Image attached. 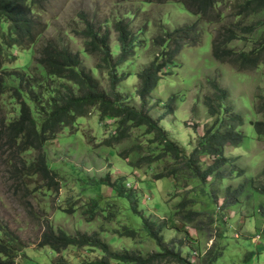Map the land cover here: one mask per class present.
I'll use <instances>...</instances> for the list:
<instances>
[{"label": "rangeland", "instance_id": "rangeland-1", "mask_svg": "<svg viewBox=\"0 0 264 264\" xmlns=\"http://www.w3.org/2000/svg\"><path fill=\"white\" fill-rule=\"evenodd\" d=\"M237 0H224L219 10L220 23H209L196 17L174 0L146 3L144 0H47L42 10H34L38 21L33 44L2 47L0 45V244L7 256V264H95L102 253L90 247L69 246L59 253L48 246L41 247L43 235L51 229L63 231L69 237L97 236L113 253L140 254L143 258L173 249L191 264H264V137L257 136L253 123L261 121V113L253 112L256 97L264 95V64L255 70L239 71L234 66L218 63L211 56L213 36L219 27L244 25L243 19L232 15ZM263 19V18H261ZM124 20L137 38L134 55L118 68L125 80L116 86L123 104L147 113L153 120L162 115L159 126L189 156L198 145L204 131L212 125L203 105L211 97L208 80L216 81L227 91V110L221 117L230 120L238 116L243 135L238 147L223 148L227 163L218 174L204 182L186 176L156 181L157 175L169 166L170 158L151 165L134 166L150 154L143 129H133L131 137L111 148L102 143L115 130L111 119L100 120L95 110L78 117L67 128L60 129L53 140L43 147L47 168L54 181L37 174L33 166V149L19 152L10 150L3 142L2 125L18 120L20 107L25 102L35 117L47 111L48 101L55 93L77 89L63 79L48 77L36 63L38 51L50 41L77 54L80 69L88 72L101 91L108 90L105 70L96 69L98 58L85 53V39L81 35L85 23H91L103 33L109 32V49L113 60L119 55L113 23ZM195 27L182 33L167 48L180 44L179 52L163 74L158 86L142 104L135 94L139 85L137 73L146 68L161 52L153 44L163 32ZM7 33V25L0 22V35ZM193 33V32H192ZM187 35V36H186ZM233 41L228 49L249 52L250 38ZM256 39V38H254ZM38 53V54H37ZM51 93V94H50ZM171 112L169 111V99ZM173 101V102H172ZM158 151L154 152L156 154ZM122 155L123 157H121ZM213 157L201 156L196 167L205 171ZM33 166L31 170L28 167ZM109 176L110 183L122 186L135 199L136 213L126 199L117 196L113 187L98 185ZM242 187L235 196L234 191ZM192 199L186 213H199L197 220L185 223L177 206ZM92 201L97 208L90 212ZM229 205V206H226ZM141 217L162 223L160 248L142 230ZM183 219V220H182ZM134 230L128 238L120 233ZM211 254L208 255V252ZM252 254V258L248 255ZM213 256L217 261H210ZM248 257V258H247ZM111 264H120L112 261ZM173 264V263H172Z\"/></svg>", "mask_w": 264, "mask_h": 264}, {"label": "trees", "instance_id": "trees-1", "mask_svg": "<svg viewBox=\"0 0 264 264\" xmlns=\"http://www.w3.org/2000/svg\"><path fill=\"white\" fill-rule=\"evenodd\" d=\"M146 3L161 4L167 0H144ZM184 6L190 14L206 20L209 23H220L223 13H220V6L224 0H174ZM47 0H0V22L7 25V33L0 35V45L2 47L23 46L34 43L35 36H38V21L32 17L34 10L45 6ZM232 15L243 19L244 25L237 24L231 28L219 27L215 32L211 44V56L218 63H225L234 66L239 71L255 70L264 64V0H237L233 5ZM263 18V19H261ZM113 30L116 33L119 55L115 60L111 57L109 49V32L107 29L101 33L98 29L86 22L81 35L85 39V53L98 58L96 69L105 70L108 76V90H100L97 81L84 70L80 69L79 56L72 54L64 47L54 46L50 41L38 51L36 63L41 66L48 77L66 80L71 83L78 91L76 95L71 89H66L62 94L55 93L48 101L47 111L45 113L31 112L30 107L23 102L20 107V116L18 120L2 125L1 135L3 142L7 144L15 153L24 150L33 149L36 153V163L33 165L38 171L37 174L50 179L54 184L51 171L47 168L43 147L47 141L54 139L60 129L67 128L74 123L78 117H84L95 110L100 120L111 119L115 122V130L111 136L102 143L108 148L127 141L131 137L133 129H143L144 135L149 136L147 140L150 147V154L142 156L136 165H151L159 161H166L170 158L172 162L163 172L154 175L156 181L165 178H173L176 182L178 178L186 176L189 179H196L204 182L208 177L218 174L221 167L227 163L224 158L223 148L238 147L242 142L243 135L238 131L242 126V120L238 116H231L230 120L221 117L227 110L225 100L228 97L227 91L222 89L216 81L208 80L207 85L212 91L211 97H205L203 105L210 118L215 121L208 127L200 137L198 145L187 157L180 148L170 139L167 133L159 126L165 115L153 120L147 113L134 110L123 104V99L116 91V86L125 80L118 73V68L125 64L133 55L138 47L137 38L132 34L129 25L124 20H118L113 23ZM195 27L191 26L185 29H179L172 33L163 32V36L154 39L153 44L161 48V52L142 71L137 73L139 85L135 94L139 97L142 104L146 98L155 90L163 74L173 66L174 58L179 52L180 44L175 48H167L168 43L173 44L177 36L182 33H191L189 40L194 39ZM193 32V33H192ZM187 36V35H186ZM250 38L252 47L249 52H236L228 49L233 41ZM256 38V39H254ZM1 56V55H0ZM0 93L3 94V88L0 86ZM51 94V93H50ZM257 103L254 105L253 112L263 116L261 121L253 123L254 130L259 137H264V95L256 97ZM171 100L169 99V111L171 112ZM173 102V101H172ZM158 151L156 154L154 152ZM123 157L122 155H120ZM201 156L213 157V163L205 171H199L196 167ZM30 166L27 170L34 168ZM264 178V169L261 172ZM123 179H119V185L110 183L109 176L98 181V185H107L114 188L117 196L126 199L130 204L131 210L136 213L135 199L131 194H126L122 186ZM243 186L234 191L238 195ZM264 195L263 191H260ZM193 202L187 199L179 204L177 211L185 213L183 219L185 223H192L197 220L199 213L189 211L186 213L187 206ZM226 206H229L226 204ZM90 212L97 208V202L92 201ZM137 214V213H136ZM142 230L161 247V232L166 229L167 221L157 223L141 217ZM182 219V220H183ZM121 236L134 238L136 232L127 230L120 233ZM41 247L48 246L53 252L59 253L69 246L76 248L90 247L98 249L102 253V260L95 264H111L117 261L120 264H191L175 253L173 249H162L161 253L151 254L143 258L140 254L123 253L117 254L109 250L108 246L93 235H78L69 237L63 231L58 230L54 233L49 229L48 233L43 235L40 243ZM7 248V247H6ZM6 248L0 244V264H7L1 255L7 256ZM211 251L208 252V255ZM252 254L248 256L252 258ZM219 257L213 256L210 261H217ZM248 258V257H247ZM10 264H13L11 262ZM55 264H67L63 260ZM211 264V263H210Z\"/></svg>", "mask_w": 264, "mask_h": 264}]
</instances>
